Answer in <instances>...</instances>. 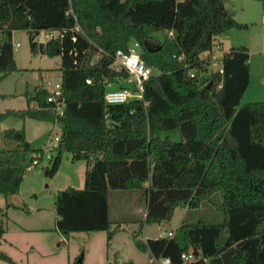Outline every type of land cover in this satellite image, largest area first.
<instances>
[{
  "label": "trees",
  "instance_id": "trees-1",
  "mask_svg": "<svg viewBox=\"0 0 264 264\" xmlns=\"http://www.w3.org/2000/svg\"><path fill=\"white\" fill-rule=\"evenodd\" d=\"M227 1L0 0V80L20 71L14 31L29 35L31 53L61 62L60 138L43 173L54 177L67 153L72 162L85 165L83 188L68 187L54 196L55 228L61 234L103 232L110 246V191L143 192L144 222L157 226L169 222L176 209L197 210L219 193L218 222H182L179 240L173 234L141 241L140 230L132 235L133 244L150 260L167 257L172 264H264V102L240 105L250 82L246 48L223 54L221 74L209 73V61L201 58L212 52L217 37L245 28L226 8ZM42 32L58 34L35 42ZM145 40L161 49L148 53ZM131 41L140 44V58L154 72L144 100L106 105V81L124 78L112 67L111 56L127 51ZM180 55L184 60L177 59ZM48 94L43 85L26 91V108L0 112V122L15 115L53 124ZM170 131L180 140L162 136ZM4 137L18 143L15 152L0 151V195L8 208L27 169L11 166L14 153L24 159L34 154L31 163L38 164L45 155L31 147L23 130H7ZM188 251L196 262H182L181 254ZM0 260L13 264L1 251ZM116 260L115 254L110 263Z\"/></svg>",
  "mask_w": 264,
  "mask_h": 264
},
{
  "label": "rangeland",
  "instance_id": "rangeland-1",
  "mask_svg": "<svg viewBox=\"0 0 264 264\" xmlns=\"http://www.w3.org/2000/svg\"><path fill=\"white\" fill-rule=\"evenodd\" d=\"M226 8L234 13V20L247 24L246 30L231 29L232 44H261L264 43V25L260 24V16L264 14V0H228ZM244 25V24H242ZM154 36L163 40L161 33ZM35 42L44 43L42 34L35 37ZM14 45V62L20 71L10 73L0 80V112L11 110H24L26 100L24 93L32 91L36 86L43 85L52 89L59 83L61 62L58 57H45L33 54L30 51L29 35L24 31H14L12 34ZM18 45V46H17ZM137 54L141 52L140 44L135 48ZM228 47L225 45V49ZM217 52L216 49H213ZM223 53H216L209 70L217 69L222 63ZM254 57V55H252ZM256 58V57H254ZM141 59V58H140ZM257 80L252 81L250 90H257ZM249 90V91H250ZM249 96H243L240 105H246ZM35 106V104H32ZM23 130L26 139L33 149L44 151L42 162L35 166L31 172L25 171L20 185L19 193L8 199V208L0 195V251L3 252L13 264H70L75 259L82 258V264H112L114 255L122 263L159 264L151 261L147 254L137 250L132 241V235L140 232L138 238L143 241L146 237H157L161 228L172 233L179 240L177 229L182 222H197L198 220L214 224L221 219L218 209L220 194L215 193L210 201L203 202L197 210L178 208L172 218L161 226L147 225L144 222L146 202L143 192L140 191H110L108 195V208L110 230L114 234L106 245V233L87 232L61 234L55 228L56 212L53 208V199L57 192L68 186L78 189L83 187L85 165L83 162H72L70 154L62 156V163L52 178L45 177L43 169L48 166V160L53 150L45 152L51 130L59 135V127L50 121H37L23 116H7L0 122V151L15 152L18 143L4 137L7 130ZM24 133V135H25ZM169 135L175 142L180 140L179 133L170 131L162 136ZM34 154L14 153L11 166L30 168L31 158ZM26 169V170H27ZM24 208V209H23ZM142 227V228H141ZM148 260V261H147ZM0 264H9L0 260Z\"/></svg>",
  "mask_w": 264,
  "mask_h": 264
},
{
  "label": "built area",
  "instance_id": "built-area-1",
  "mask_svg": "<svg viewBox=\"0 0 264 264\" xmlns=\"http://www.w3.org/2000/svg\"><path fill=\"white\" fill-rule=\"evenodd\" d=\"M262 24H264V14L261 17ZM78 30V29H77ZM45 39L47 40L53 39L57 36V32H42L41 33ZM172 33H168V37H171ZM44 42V43H45ZM18 46V45H17ZM139 46V43H135V48ZM217 52L212 50L211 53H205L201 56L202 59L209 61L207 66L209 73L212 71H217L220 74L222 73V63L215 70H209L212 62L214 61V57L216 53H220L221 49L219 47V43L216 40L214 44V48ZM222 52V51H221ZM224 54V53H223ZM113 64L112 67L116 71V73L122 72L124 74V78L121 79L120 82L109 83L106 81L107 86L104 92L103 98L106 105L114 106L128 103L132 100H144L143 93L145 89L146 83L150 80V77L153 76L154 72L151 67L145 65V63L140 59V54L136 52V50L128 45L127 51L118 50L115 52L113 56H111ZM179 61L184 60L183 55L177 57ZM188 65L184 63V68ZM208 74V73H207ZM195 73L190 72L189 77L194 78ZM87 84H92L91 80L86 81ZM47 101L51 104H54V117L55 121L53 125L58 126V120L63 115L64 109V100L61 96V86L60 82L55 84L52 89H49V94L47 95ZM48 141L46 143L45 152H49L53 147L57 145L59 142L60 136L57 135L53 130H51V134L49 135ZM38 163L36 160L32 161V165L26 171L31 172V170ZM173 236L172 231H167L164 228H161L158 232V236L156 238H170ZM181 260L184 263H194L196 262V257L194 256L192 251H188L187 253L181 254ZM159 262V264H172L169 258L162 257L158 260H151ZM117 264H125L122 263L121 260H116Z\"/></svg>",
  "mask_w": 264,
  "mask_h": 264
},
{
  "label": "crops",
  "instance_id": "crops-1",
  "mask_svg": "<svg viewBox=\"0 0 264 264\" xmlns=\"http://www.w3.org/2000/svg\"><path fill=\"white\" fill-rule=\"evenodd\" d=\"M228 11H230V10H228ZM232 15L234 18V13H232ZM261 17H262V14H261L259 20H260L261 26H263L264 24H262ZM237 22L245 25V28L242 30H246L248 28L246 23L239 22V21H237ZM231 37H232L231 33L227 32V33L223 34L222 36L217 37L216 40L219 43V47H220L222 53H227L232 48H238V47H244L248 51L250 82H249V85H248L246 91L244 92V96H246V95L249 96V100H248L247 104H250L252 102H264V43L261 42V44H249V46H247L246 44H241V42L236 43V44H232ZM225 45L228 46V47H226V49H225ZM252 55H254V57H256V58L252 57ZM255 80H257V83L259 86H258L257 90H255V89L250 90V86L252 84V81L255 82ZM25 137H26V133H25ZM68 187H70V186H68ZM78 189H81V188H78ZM145 214H146V212H145ZM147 238L148 237H146L145 239H147ZM145 254L148 255V253H145ZM148 257H149V255H148ZM203 261L205 263L208 262L206 259H203ZM127 263L135 264L133 262H127Z\"/></svg>",
  "mask_w": 264,
  "mask_h": 264
},
{
  "label": "water",
  "instance_id": "water-1",
  "mask_svg": "<svg viewBox=\"0 0 264 264\" xmlns=\"http://www.w3.org/2000/svg\"><path fill=\"white\" fill-rule=\"evenodd\" d=\"M144 43H143V47H144V49L148 52V53H153V52H157L158 50H160L161 49V46L160 45H156V44H154L153 42H151V41H148V40H145V41H143ZM81 259L82 258H80L79 260H78V262H81Z\"/></svg>",
  "mask_w": 264,
  "mask_h": 264
}]
</instances>
